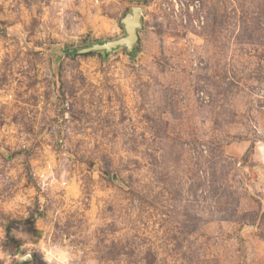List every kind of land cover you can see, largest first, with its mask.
<instances>
[{"label":"rangeland","instance_id":"374dc122","mask_svg":"<svg viewBox=\"0 0 264 264\" xmlns=\"http://www.w3.org/2000/svg\"><path fill=\"white\" fill-rule=\"evenodd\" d=\"M132 5L133 53L67 51ZM57 242L264 264V0H0V264Z\"/></svg>","mask_w":264,"mask_h":264},{"label":"water","instance_id":"95a60500","mask_svg":"<svg viewBox=\"0 0 264 264\" xmlns=\"http://www.w3.org/2000/svg\"><path fill=\"white\" fill-rule=\"evenodd\" d=\"M142 12L141 6H130L129 11L119 19V23L123 26L122 35L110 40L91 42L87 46L70 48L67 51L71 53L101 51L103 55H107L119 47H124L127 53H133L138 41V30L142 28ZM28 253L19 256L15 264H23L32 260V255L29 256Z\"/></svg>","mask_w":264,"mask_h":264},{"label":"clouds","instance_id":"9594fccd","mask_svg":"<svg viewBox=\"0 0 264 264\" xmlns=\"http://www.w3.org/2000/svg\"><path fill=\"white\" fill-rule=\"evenodd\" d=\"M39 252L45 264H73L75 256L71 249L60 243H41ZM30 256L31 253H28ZM10 264V261H9Z\"/></svg>","mask_w":264,"mask_h":264},{"label":"trees","instance_id":"16d2710c","mask_svg":"<svg viewBox=\"0 0 264 264\" xmlns=\"http://www.w3.org/2000/svg\"><path fill=\"white\" fill-rule=\"evenodd\" d=\"M9 228H10V226L8 225V226H6V234L9 236Z\"/></svg>","mask_w":264,"mask_h":264}]
</instances>
